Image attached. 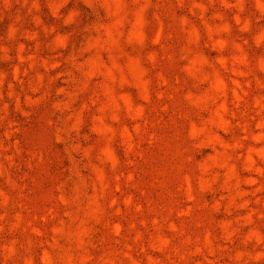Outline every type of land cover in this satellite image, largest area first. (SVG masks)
Instances as JSON below:
<instances>
[{
    "label": "rangeland",
    "instance_id": "1",
    "mask_svg": "<svg viewBox=\"0 0 264 264\" xmlns=\"http://www.w3.org/2000/svg\"><path fill=\"white\" fill-rule=\"evenodd\" d=\"M0 264H264V0H0Z\"/></svg>",
    "mask_w": 264,
    "mask_h": 264
}]
</instances>
